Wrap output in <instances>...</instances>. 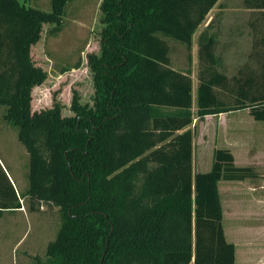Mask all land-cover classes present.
<instances>
[{
	"label": "trees",
	"instance_id": "16d2710c",
	"mask_svg": "<svg viewBox=\"0 0 264 264\" xmlns=\"http://www.w3.org/2000/svg\"><path fill=\"white\" fill-rule=\"evenodd\" d=\"M71 1L51 0L47 11L0 0V104L30 156L20 195L0 165V216L21 208V196L33 211L59 207L61 226L37 264H236L218 179L245 172H223L219 155L212 170L195 173L191 126L196 117L264 110V0H243L254 13L257 67L229 76L212 21L199 34L196 110L193 37L219 0H104L93 101L77 99L74 116H32L30 86L43 73L31 45L43 23L52 36L63 30ZM174 42L188 51L184 69L173 66Z\"/></svg>",
	"mask_w": 264,
	"mask_h": 264
},
{
	"label": "rangeland",
	"instance_id": "374dc122",
	"mask_svg": "<svg viewBox=\"0 0 264 264\" xmlns=\"http://www.w3.org/2000/svg\"><path fill=\"white\" fill-rule=\"evenodd\" d=\"M20 1L29 6L51 10V0ZM233 2L227 4V9L222 10L227 14L228 25L232 23L230 15L242 11L243 8L239 1ZM103 3L104 0L69 2L64 28L57 36H52L48 32L51 23H43L40 38L31 45L30 53L33 63L43 73L42 79L34 81L30 86L32 116L54 110H60L63 116H74L76 112L73 107L77 99L83 103L93 101L96 89L91 57L100 51L102 41L100 31L103 26L101 16L105 13L102 10ZM219 11L221 10L216 9L215 12ZM233 25L234 23L231 26ZM198 36L199 33L194 34L192 47V74L195 75L194 110L197 109L198 59L195 47L198 48ZM172 47L173 66L183 69L188 67V51L185 45L174 42ZM228 57L236 55L229 53ZM228 57L227 59H230ZM78 63L81 66L77 68ZM66 68L69 69L64 71ZM238 69L226 67V73L232 76ZM6 111L7 106L0 104V165L8 177L11 175L13 183L19 187L17 193L20 195L29 185L30 156L18 138V127L5 120ZM245 113L247 112L238 111L231 114L230 123L238 125L240 115ZM200 123L201 119L197 117L194 172L209 169L210 165L207 163L212 161L214 133L209 123L213 124L214 120L206 122L205 126H200ZM242 135L239 132L238 136ZM197 159H200L202 164H198ZM244 178L246 177L237 179H243L244 182ZM237 184L239 185L237 196H224L225 234L236 246V264H264V197L246 196V184ZM222 188L224 191L225 187ZM20 202L23 210L17 212L5 210L0 216V264H37L38 260H44L48 244L56 238L61 226L59 207L43 204L40 210L33 211L27 199L21 196Z\"/></svg>",
	"mask_w": 264,
	"mask_h": 264
},
{
	"label": "crops",
	"instance_id": "0c3cea01",
	"mask_svg": "<svg viewBox=\"0 0 264 264\" xmlns=\"http://www.w3.org/2000/svg\"><path fill=\"white\" fill-rule=\"evenodd\" d=\"M223 1L219 0L218 3L212 8V10L207 15L206 19L200 24L195 35L201 33V31L211 23L215 32L219 34V42L217 44L216 50L223 54L224 65L226 67L239 68L243 64L251 66H258V63L250 61L249 56L253 52V24H254V13L245 8L243 5V0H237L242 3V11L230 15V20L232 23L228 25L226 23L227 14L224 11L227 9V4L234 3V0ZM52 5V4H51ZM216 9L221 11L215 12ZM213 13V15H212ZM233 18L235 20H233ZM238 20V21H237ZM234 23L233 26H231ZM226 28V29H225ZM194 40V38H193ZM196 51L197 48L195 47ZM229 53H235L236 57H228ZM230 58V59H227ZM234 58V60L232 59ZM233 61V63H231ZM183 69V68H182ZM193 80L195 75L192 74ZM256 110V111H255ZM238 111H245L247 115H240L237 123L238 125L231 124L232 120L229 116ZM200 126H205L206 122L212 125V130L214 133L213 150H212V161L207 163L209 169H204L203 171L212 170L215 162L218 163L219 155L223 156L226 160L224 161L225 166L223 167V172H232L233 168L242 169L245 172L244 182L243 179H237L232 176H224L218 179V188L221 196L223 210H225L224 196H237L239 185L237 183L246 184L247 193L246 196L252 197H264V110L262 109H241L237 111L220 113L218 115H207L204 118H200ZM211 120V121H210ZM231 122V123H230ZM246 122V123H245ZM245 123V124H243ZM197 117L195 118L191 127H193L194 133V164H196V135L198 134ZM200 128V127H199ZM197 129V130H196ZM210 129V128H209ZM242 133V136L238 134ZM204 136V135H203ZM227 137V138H226ZM233 151V152H232ZM197 159L198 164H202V161ZM244 166V167H242ZM197 171H195L196 173ZM9 178L12 184L11 175ZM225 187L224 191L223 188ZM18 192L17 186H15ZM21 208L15 209L21 211ZM7 211V210H6ZM10 211V210H8Z\"/></svg>",
	"mask_w": 264,
	"mask_h": 264
}]
</instances>
